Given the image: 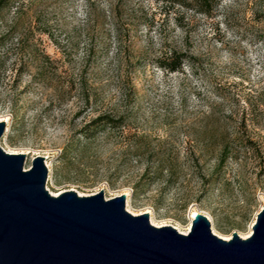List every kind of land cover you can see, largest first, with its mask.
Wrapping results in <instances>:
<instances>
[{
	"label": "rangeland",
	"instance_id": "374dc122",
	"mask_svg": "<svg viewBox=\"0 0 264 264\" xmlns=\"http://www.w3.org/2000/svg\"><path fill=\"white\" fill-rule=\"evenodd\" d=\"M263 10L264 0H221L209 15L163 0L0 9V145L27 151L25 169L43 155L50 192H127L126 208L181 231L197 209L216 233L247 234L264 199ZM171 50L187 57L175 71L157 64ZM102 115L123 124L90 131Z\"/></svg>",
	"mask_w": 264,
	"mask_h": 264
},
{
	"label": "water",
	"instance_id": "95a60500",
	"mask_svg": "<svg viewBox=\"0 0 264 264\" xmlns=\"http://www.w3.org/2000/svg\"><path fill=\"white\" fill-rule=\"evenodd\" d=\"M25 157L0 145V264H264V202L247 237L224 239L202 212L183 233L130 212L125 193L53 194L44 156Z\"/></svg>",
	"mask_w": 264,
	"mask_h": 264
},
{
	"label": "trees",
	"instance_id": "16d2710c",
	"mask_svg": "<svg viewBox=\"0 0 264 264\" xmlns=\"http://www.w3.org/2000/svg\"><path fill=\"white\" fill-rule=\"evenodd\" d=\"M21 0H0V9L4 7L14 6V11L19 14V3ZM164 2L171 5H178L186 9H191L193 12L201 14H211L212 11L218 6L221 0H163ZM264 14V10L262 12ZM4 34H0V45L3 44ZM186 54L171 50L169 53H166L163 57L158 59L157 64L164 68L167 71H175L180 69L186 60ZM262 103V102H261ZM123 124L121 118L112 117L109 115H102L94 118L86 126L89 127V130L93 132L99 125H105L109 127H119ZM93 129V130H92ZM84 131V130H83ZM86 131L84 135H88ZM249 141V139H247ZM251 142V141H249ZM226 158L225 146L222 147L218 163H222Z\"/></svg>",
	"mask_w": 264,
	"mask_h": 264
},
{
	"label": "bare ground",
	"instance_id": "6f19581e",
	"mask_svg": "<svg viewBox=\"0 0 264 264\" xmlns=\"http://www.w3.org/2000/svg\"><path fill=\"white\" fill-rule=\"evenodd\" d=\"M0 120H2V119H0ZM19 152H22V153H28L27 151H11L10 153H19ZM45 163H46V166H47V168H48V170L50 171V164H49V162L46 160L45 161ZM61 192V191H60ZM51 193H53V192H51ZM59 192H57V193H53V194H58ZM125 194H127V192H124ZM128 201V200H127ZM263 202H264V199H262L261 200V206H262V204H263ZM127 209L130 211V212H132L129 208H128V203H127ZM143 212H147L148 214H149V219H150V221L154 224V225H156V226H161V225H166L165 223H159V222H156L155 221V219L153 218V213L150 211V210H144ZM142 212V213H143ZM196 212H200L199 210H197V209H190V223H189V225H188V227L185 229V230H183V231H181V230H179L178 228H176V229H178L179 231H181V232H183V233H186L189 229H190V226H191V222H192V218H193V216H194V214L196 213ZM133 214H138V213H135V212H132ZM141 213V212H140ZM206 215V214H205ZM214 231V230H213ZM215 232V231H214ZM252 232V227H251V229L249 230V232L247 233V234H240V236L241 237H247L248 235H250V233ZM216 233V232H215ZM218 234V233H217ZM218 235H220L221 237H223L224 239H229L231 236H232V234H230V235H222V234H218Z\"/></svg>",
	"mask_w": 264,
	"mask_h": 264
}]
</instances>
